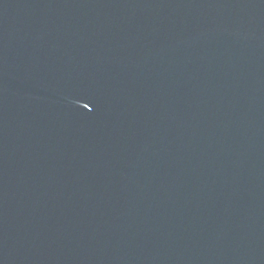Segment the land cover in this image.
Returning a JSON list of instances; mask_svg holds the SVG:
<instances>
[{"label":"water","instance_id":"water-1","mask_svg":"<svg viewBox=\"0 0 264 264\" xmlns=\"http://www.w3.org/2000/svg\"><path fill=\"white\" fill-rule=\"evenodd\" d=\"M0 264H264V0H0Z\"/></svg>","mask_w":264,"mask_h":264}]
</instances>
